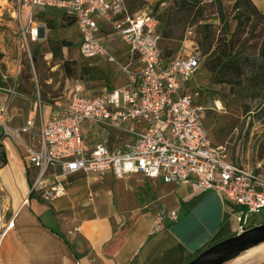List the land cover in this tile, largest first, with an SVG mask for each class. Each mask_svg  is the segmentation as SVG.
Returning <instances> with one entry per match:
<instances>
[{
  "label": "built area",
  "instance_id": "1",
  "mask_svg": "<svg viewBox=\"0 0 264 264\" xmlns=\"http://www.w3.org/2000/svg\"><path fill=\"white\" fill-rule=\"evenodd\" d=\"M46 8L62 10L73 18L81 57H99L115 64L126 81L122 86L97 91L74 85L64 113L43 120L39 112L37 129L34 118L20 127L7 126V103L0 106V167L2 139L7 136L22 146L27 163L36 170L24 202L32 194L45 201L60 196L61 178L78 172L109 173L116 178L140 173L163 183L192 182L203 191L216 192L235 207L236 234L247 230L248 216L264 209V177L230 161L225 144L212 143L204 124V106L193 93L183 91L200 65L199 56L189 53L164 60L158 20L146 10L128 15L124 0H17V10L13 11L18 22L17 69L27 40H36L44 28L34 21L35 13ZM105 28L127 47L125 62L106 47L102 35ZM134 60L138 62L137 70L132 68ZM0 75L5 82L7 76L2 72ZM0 89L7 94V102L18 95L12 85ZM88 122L99 125L107 136L112 130L131 132L133 136L114 144L100 140L87 151L82 128ZM166 215L177 220L175 211ZM164 216L159 210L154 224L159 226ZM1 221L0 212V237L12 226L10 220L1 227Z\"/></svg>",
  "mask_w": 264,
  "mask_h": 264
},
{
  "label": "crops",
  "instance_id": "2",
  "mask_svg": "<svg viewBox=\"0 0 264 264\" xmlns=\"http://www.w3.org/2000/svg\"><path fill=\"white\" fill-rule=\"evenodd\" d=\"M252 2L264 14V0ZM6 25L0 33L2 52L5 39L12 44L16 39L11 36L15 26ZM128 55L127 50L119 58L126 60ZM132 68L138 69L137 60L132 62ZM120 77L116 87L126 81L123 74ZM3 82L0 80V86ZM101 88L104 87L89 91ZM66 101L37 104L18 93L7 102V94L0 89V106L7 103L5 121L11 128L34 118L37 129L39 112L43 120L57 117L64 113ZM129 128L138 129L134 125ZM101 130L90 122L83 126L82 142L87 151L100 140L114 144L133 136L131 132L115 130L107 136ZM207 130L212 143L221 145ZM2 134L0 123V138ZM2 145L1 227L10 220L12 226L0 237V264H186L202 250L236 234L235 207L216 192L203 191L192 182L167 184L140 173L116 178L109 173L78 172L61 178L60 196L45 201L32 194L24 202L36 170L27 163L18 142L5 136ZM159 210L165 216L156 226L154 216ZM169 211L176 212L177 220L166 215ZM251 227L247 218L245 228ZM254 264H264V260Z\"/></svg>",
  "mask_w": 264,
  "mask_h": 264
},
{
  "label": "rangeland",
  "instance_id": "3",
  "mask_svg": "<svg viewBox=\"0 0 264 264\" xmlns=\"http://www.w3.org/2000/svg\"><path fill=\"white\" fill-rule=\"evenodd\" d=\"M178 1L180 0H125L126 13L131 16L145 9L156 17L164 60L189 53L199 56L200 68L192 80L191 88L197 102L205 108V125L213 141L226 145L230 161L247 166L264 177V99L258 95L260 88L256 89V95L252 99H245L234 93L229 85L213 82L209 72L203 67L207 57L202 55L196 40L204 34V24H211L214 38L218 37V16L216 13H209L215 11L216 0H185L189 5H194L189 9V14L176 10L175 4ZM210 1L211 6H204L203 3ZM222 2L228 18L233 17L236 13L231 10L233 0ZM16 10L17 0H0V33L7 27L6 23H11L16 28L12 38L18 33V22L12 15ZM67 19L62 10L53 8L35 13L34 21L43 24L44 28L36 40H27L18 69L16 45L10 40H4L6 52L0 51V70L7 79L2 86H15L17 93L34 101L54 103L67 99L76 84H81L85 90L100 87L112 89L120 84L122 73L120 74L115 64H105L103 59H85L80 56L77 29L74 25L65 26ZM49 24L53 27H49ZM105 35L103 41L112 54L118 59L122 54H127L128 49L109 29H105ZM50 40L64 41L66 45L54 53ZM2 58H5L4 61H1ZM66 60L72 64L71 76L63 68ZM0 80H3L1 75ZM263 221L264 209L248 217V222L253 226ZM257 262L259 261L255 260L249 264Z\"/></svg>",
  "mask_w": 264,
  "mask_h": 264
},
{
  "label": "trees",
  "instance_id": "4",
  "mask_svg": "<svg viewBox=\"0 0 264 264\" xmlns=\"http://www.w3.org/2000/svg\"><path fill=\"white\" fill-rule=\"evenodd\" d=\"M211 3L212 1L203 4L209 7ZM222 3V0H216L215 11L209 12L218 16L220 22L218 37L214 38L211 24H204L205 32L196 40L202 55L207 57L203 67L209 72L214 83L229 85L230 89L242 98L252 99L256 95V89L260 88L258 95L264 99L262 94L264 92V14L252 0H233L231 10L236 13L228 18ZM175 5L176 10L183 14H189V9L194 7L185 0H180ZM65 16L68 17L65 26H71L74 22L73 18L66 14ZM49 27H53L52 24H49ZM250 40L253 41L249 43ZM50 43L54 53L66 45L64 41L50 40ZM96 59L103 58H93ZM104 63L108 62L104 60ZM71 65L67 60L63 62V68L68 76L73 74ZM195 74L186 84L184 92L193 93L191 83Z\"/></svg>",
  "mask_w": 264,
  "mask_h": 264
},
{
  "label": "water",
  "instance_id": "5",
  "mask_svg": "<svg viewBox=\"0 0 264 264\" xmlns=\"http://www.w3.org/2000/svg\"><path fill=\"white\" fill-rule=\"evenodd\" d=\"M262 243H264V223L212 244L186 264H225Z\"/></svg>",
  "mask_w": 264,
  "mask_h": 264
},
{
  "label": "bare ground",
  "instance_id": "6",
  "mask_svg": "<svg viewBox=\"0 0 264 264\" xmlns=\"http://www.w3.org/2000/svg\"><path fill=\"white\" fill-rule=\"evenodd\" d=\"M255 260L259 262L264 260V243L246 250L232 264H249Z\"/></svg>",
  "mask_w": 264,
  "mask_h": 264
}]
</instances>
